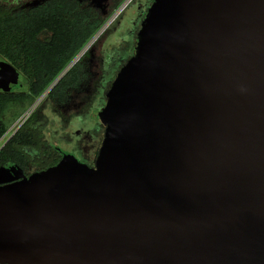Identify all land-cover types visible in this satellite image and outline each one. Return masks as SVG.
I'll return each instance as SVG.
<instances>
[{
	"label": "water",
	"instance_id": "obj_1",
	"mask_svg": "<svg viewBox=\"0 0 264 264\" xmlns=\"http://www.w3.org/2000/svg\"><path fill=\"white\" fill-rule=\"evenodd\" d=\"M105 96L93 167L0 166V264H264V0H154Z\"/></svg>",
	"mask_w": 264,
	"mask_h": 264
},
{
	"label": "trees",
	"instance_id": "obj_2",
	"mask_svg": "<svg viewBox=\"0 0 264 264\" xmlns=\"http://www.w3.org/2000/svg\"><path fill=\"white\" fill-rule=\"evenodd\" d=\"M121 1L113 0L108 9L90 0H41L29 6L7 3L6 0L0 2V57L16 68L22 84L20 90L13 92L0 89V140L12 123L43 97L70 62L87 47L110 11ZM139 26H134L129 41L114 48L106 58L94 55L93 49L87 48L45 93L23 124L4 139L0 145V166L16 165L28 175L60 160L65 153L63 150L40 141L41 129L45 125L43 110L49 107L64 119L65 124L76 115L83 120L90 119L91 110H97V115L107 101L105 94L113 78L134 53ZM119 51L125 56L107 71L106 61ZM93 57L99 64L97 73L93 72L91 65ZM68 109L74 112L69 115ZM96 128L101 139L104 125L98 124ZM84 161L91 163L89 159Z\"/></svg>",
	"mask_w": 264,
	"mask_h": 264
},
{
	"label": "rangeland",
	"instance_id": "obj_3",
	"mask_svg": "<svg viewBox=\"0 0 264 264\" xmlns=\"http://www.w3.org/2000/svg\"><path fill=\"white\" fill-rule=\"evenodd\" d=\"M1 1L4 0H0V2ZM40 1L41 0H19V2H17V0H9L10 3H18L25 6H29ZM90 1L101 5L103 9L107 3V0ZM153 1L154 0L121 1L117 8L110 11L109 17L99 29V31H97V33L93 36L94 40L89 44V47L87 46L86 48L91 47V49H93L94 55H102L103 58H106V55L113 53L114 48H119L125 43V41L130 40V36H132L131 31L134 29L136 24H140L146 10ZM108 21L110 22L107 24ZM94 42H96V44L93 47L92 45ZM124 54V52L119 51V54H117L114 58L108 59L105 63V69L110 71L118 64L119 60H121L120 58L125 56ZM2 60L5 59L0 57V61ZM94 60L95 59L93 57L91 60V65L93 66V72L97 73L99 71V64L94 62ZM1 88L2 87L0 85V89ZM43 98L44 96L37 99L31 107L25 110L21 116L12 123L5 136L0 140V145L4 139L10 136L23 124V122L35 110ZM96 111H90V119L83 120L78 115H76L70 117L68 122L65 124L64 119H62L59 115L54 114L49 107H46L43 110L45 116V125L43 126V129H41L40 141L42 143H49L51 145L59 146L64 150L70 151L74 153L75 156L79 157V161L86 163L84 160H91V158H93L94 151L100 141L99 130L96 131V127L98 124H102V122L96 117ZM67 112L70 115L74 111L68 109Z\"/></svg>",
	"mask_w": 264,
	"mask_h": 264
},
{
	"label": "flooded vegetation",
	"instance_id": "obj_4",
	"mask_svg": "<svg viewBox=\"0 0 264 264\" xmlns=\"http://www.w3.org/2000/svg\"><path fill=\"white\" fill-rule=\"evenodd\" d=\"M6 2H7V3H10L9 0H7ZM112 3H113V0H107V3L105 4V9H108L109 7H111V4H112ZM11 4H12V3H11ZM103 130H104V129H103ZM102 137H103V132H102ZM102 137H101L99 143L97 144V148H96L95 151H94L93 158H91V163H90V164L88 163L89 166H92V167L94 166L95 158H96V155H97L98 149H99V147H100V145H101ZM58 147H59V146H58ZM59 148L65 152V153L62 154V156H63L64 154H66V153H72V152H70V151H67V150L62 149L61 147H59ZM72 154H74V153H72ZM74 155H75V154H74ZM76 157H77V156H76ZM77 158H79V157H77Z\"/></svg>",
	"mask_w": 264,
	"mask_h": 264
},
{
	"label": "bare ground",
	"instance_id": "obj_5",
	"mask_svg": "<svg viewBox=\"0 0 264 264\" xmlns=\"http://www.w3.org/2000/svg\"><path fill=\"white\" fill-rule=\"evenodd\" d=\"M93 40H94V38L91 40V42H92ZM91 42H89V43L87 44V46H88ZM88 47H89V46H88ZM85 48H86V47H85ZM86 50H87V48H86ZM86 50H85V51H86ZM85 51H84V52H85ZM84 52H83V53H84Z\"/></svg>",
	"mask_w": 264,
	"mask_h": 264
},
{
	"label": "clouds",
	"instance_id": "obj_6",
	"mask_svg": "<svg viewBox=\"0 0 264 264\" xmlns=\"http://www.w3.org/2000/svg\"><path fill=\"white\" fill-rule=\"evenodd\" d=\"M17 2H19V0H17Z\"/></svg>",
	"mask_w": 264,
	"mask_h": 264
}]
</instances>
